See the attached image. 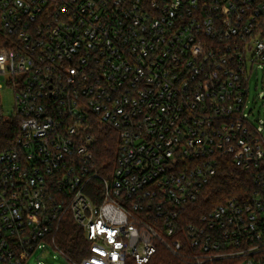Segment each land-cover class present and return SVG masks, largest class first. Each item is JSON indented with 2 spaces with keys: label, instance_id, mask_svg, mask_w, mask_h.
<instances>
[{
  "label": "built area",
  "instance_id": "2783aa9c",
  "mask_svg": "<svg viewBox=\"0 0 264 264\" xmlns=\"http://www.w3.org/2000/svg\"><path fill=\"white\" fill-rule=\"evenodd\" d=\"M259 65L264 0H0L14 94L8 114L0 102V264H149L161 249L264 264ZM101 129L118 136L112 170L96 160ZM228 166L251 185L196 217ZM69 218L80 259L59 242Z\"/></svg>",
  "mask_w": 264,
  "mask_h": 264
},
{
  "label": "trees",
  "instance_id": "16d2710c",
  "mask_svg": "<svg viewBox=\"0 0 264 264\" xmlns=\"http://www.w3.org/2000/svg\"><path fill=\"white\" fill-rule=\"evenodd\" d=\"M7 127V126H6ZM5 128V126L3 127ZM9 130L16 129V122H12ZM3 129L0 132V140L3 138ZM8 138V137H7ZM2 141V140H1ZM3 141V145H8ZM118 151V136L114 131L101 129L100 140L96 143V160L103 170L114 169L116 163V154ZM251 185L250 176L240 168L228 166L219 173V175L204 189L199 201L190 205L188 210H193L195 216H202L214 208L223 204L229 199L238 197ZM59 242L62 248L70 253L74 258L80 259L86 253L88 243L86 242L82 231L78 226L68 219L64 224L60 234ZM83 250V252H82ZM239 261L225 259L205 264H238ZM128 264H136L134 261H128ZM149 264H195L182 257L172 255L165 249H161L156 257Z\"/></svg>",
  "mask_w": 264,
  "mask_h": 264
},
{
  "label": "rangeland",
  "instance_id": "374dc122",
  "mask_svg": "<svg viewBox=\"0 0 264 264\" xmlns=\"http://www.w3.org/2000/svg\"><path fill=\"white\" fill-rule=\"evenodd\" d=\"M6 76L0 75V84H4V89L0 91V102L6 112L12 111L14 105V94L5 85ZM250 93L248 99V109L252 108L253 113L250 115V119L256 124H261L264 126V65H259L255 69V72L250 80ZM264 133V129H263ZM36 259L33 257L30 260V264H35ZM53 264H68L61 257H57L55 260H52Z\"/></svg>",
  "mask_w": 264,
  "mask_h": 264
},
{
  "label": "water",
  "instance_id": "95a60500",
  "mask_svg": "<svg viewBox=\"0 0 264 264\" xmlns=\"http://www.w3.org/2000/svg\"><path fill=\"white\" fill-rule=\"evenodd\" d=\"M264 98V97H263Z\"/></svg>",
  "mask_w": 264,
  "mask_h": 264
}]
</instances>
